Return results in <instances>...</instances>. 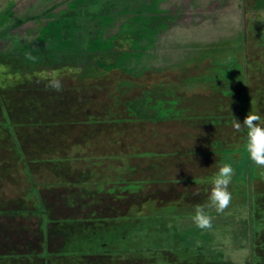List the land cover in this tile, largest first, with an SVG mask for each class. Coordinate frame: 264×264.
I'll list each match as a JSON object with an SVG mask.
<instances>
[{"label": "rangeland", "instance_id": "obj_1", "mask_svg": "<svg viewBox=\"0 0 264 264\" xmlns=\"http://www.w3.org/2000/svg\"><path fill=\"white\" fill-rule=\"evenodd\" d=\"M161 1L164 0H0V160L16 161L17 164L13 165L22 167L12 170L9 182L0 175V195L7 198L11 189L15 190L22 184L20 177L14 175L21 172L25 178V189L22 192L19 187L15 191L23 194L24 202H19L17 209L12 211L17 210L14 213L19 215L36 216L41 231L53 221L40 191L52 184H60H50L38 176L30 178L27 175L28 170L31 172L29 164L43 167L48 161L27 157L18 140V131L30 132V146L39 148L53 146L54 141L64 142V134L73 122L79 128L87 124L84 131L124 126L122 147L117 146L122 151L132 146V149L128 148L131 150L127 155L143 161L151 159L153 169V161L158 159L179 162L183 154L179 149L170 147L168 151L156 154L137 151L136 147L143 150V145L152 140L147 136L152 133L146 123L134 124L130 116L151 122L161 118L187 123L211 119L202 112L176 107L184 99L180 95V98L169 101L149 97L158 83L167 79L170 81L163 85L167 87L166 92H171L172 86H175L174 92L180 93L184 82L180 84L178 81L198 75L210 65L201 74L204 80L222 79L236 86L237 108L232 116L236 118L239 115L237 118L243 120L249 111L257 112L254 98L245 99V89L241 86L237 71L242 69V64L250 71V65L259 60V49L264 53V32L259 27H264V19L259 17L264 10L254 6L264 0L256 3L253 0ZM227 3L230 7L224 8ZM240 47L244 48V56L239 59L237 50ZM29 56L33 59H29ZM196 65L199 67L196 68ZM81 67H85L84 71L75 73L74 70ZM61 68H69L73 72L71 75L77 78L85 76L88 80L98 74L96 70L102 72L101 83L109 97H103L100 103H109L117 95L118 117L105 114L100 120L93 116L85 120L67 119L69 105L56 102L53 89L30 83L28 78H40L42 72L51 73ZM261 76V73L255 72L249 75L250 79ZM229 86L224 85L223 94L232 92L227 89ZM157 91L163 94L165 88ZM141 93L142 96L136 97ZM197 105L200 111L209 112L205 102L200 101ZM149 112L152 113L148 115ZM227 120V117L222 121L215 117L216 123ZM172 126L167 128L172 129ZM182 136L179 131L173 133L171 139L180 140ZM202 140L200 147H197L199 149H188L183 154L189 156L187 161L194 157L197 165L201 166L191 168L189 164L186 168L188 174L182 178L170 173L167 180L140 182L153 184L149 188L142 186L141 198L148 191L157 190L156 184L160 190L171 189L172 199L163 202L155 194L151 199L141 201L143 205L139 211H133L131 216L148 213L141 216L142 223L138 227L140 237L135 238L131 252L136 257L130 259L131 264H164L166 260L163 254L166 253L170 254L167 261L172 257L175 260L168 264H264V168L256 166L245 151L247 129H241L235 137L233 134L223 135L220 131H216V135L205 131ZM89 144L92 145L88 142L84 147ZM105 145L111 147L109 141ZM67 147L64 151L51 150L45 157L71 155ZM114 152L110 150L102 158L95 155L87 157L89 164L90 160L93 163L96 159L106 162L103 178L93 185L95 189L101 190L104 184L121 181V168L112 167L110 162L115 159L122 161V155ZM198 159L202 160L203 165ZM66 160L59 158L52 162L63 166L62 161ZM225 163L231 164L234 169L229 185L232 200L225 213L218 214L207 204L212 179ZM79 185L85 187V184ZM126 188L135 187L128 184L117 189ZM159 194L163 196L161 191ZM189 201L198 202L197 206H205V212L212 217L211 228L202 230L195 226L192 217L196 206L187 204ZM183 218L187 221L185 224ZM22 223L30 226L32 238L36 230L35 218L21 220L17 217L3 221L13 232ZM125 240L129 241V238ZM123 245L130 246L127 243ZM39 248L41 250L36 254L27 252L21 258H27L30 262L35 255L45 258L53 256L44 244H39ZM150 256L152 259H149ZM17 257L20 256L12 258ZM123 259L124 255L120 262Z\"/></svg>", "mask_w": 264, "mask_h": 264}, {"label": "crops", "instance_id": "obj_2", "mask_svg": "<svg viewBox=\"0 0 264 264\" xmlns=\"http://www.w3.org/2000/svg\"><path fill=\"white\" fill-rule=\"evenodd\" d=\"M165 1L166 0L161 2ZM253 1L255 3L258 2V0ZM221 3L223 4L224 2ZM232 5L235 6L234 3ZM226 6L230 7V4H224V8H226ZM254 6L264 10V1H262L260 5ZM259 17L264 19L262 18L264 17V14L261 12ZM262 25H264V23H262ZM259 27L262 32H264V27L261 25ZM262 35H264V33H262ZM82 48H85V46H82ZM261 50L262 49H259L262 53ZM243 51L244 48L237 50V56L239 59L244 56ZM261 53L258 54L260 55L259 60L250 65V71H247L246 66L242 64V71L245 75L241 77V86L245 89V99H251V97H253L255 102L254 105L258 107L257 112L264 115V111H262L264 110V102H262V99H264V93H261V91L264 92V53ZM211 66L212 65L202 69L201 73L197 71L198 75L190 76L187 77V79L178 81L180 84L184 82V84H182L184 86L182 88L180 87V93L174 92L176 90L175 86H172L171 92H166L167 87L163 85L170 81L167 79L166 81L159 82L158 87H155L154 92L149 96L152 100H156L157 97H159V99H162L163 101H169L182 96L184 99H179V104L176 105V107H185L187 111L188 108L193 110V105L198 106L197 104H199L200 101H203L206 103V108L209 112L204 113L202 111V114H204L205 117H212L211 119L213 120L204 118V121L195 123L189 128L188 123L184 120L160 119L151 122L131 115L130 119L133 120L134 124L146 123L150 127L149 131L151 130L152 133V135H149L147 131V136H150L152 140L147 141V143L143 145V150L136 147L137 151H150L155 152L156 154L168 151L171 147L175 150L179 149L181 154H184L188 149H199L197 147H200L202 144L203 133L205 131L213 133V135H216V131H220L223 135L233 134L234 137L239 134V132L235 131L232 127V121L234 119V116L232 115H234L235 109L237 108L236 86H233L230 81L227 82L222 79L204 80L201 77V74ZM195 67L197 68L199 66L196 65ZM84 68L81 67L82 72L84 71ZM54 71L59 72L63 83L62 91L57 92L54 90L55 101L63 105H69L67 119L71 121L85 120L88 116H93L94 118H97L96 120H100L105 114H111L112 116L118 117L116 111L119 105L116 100L118 98L117 95L116 98L109 101V103H107V101L100 103V99L103 97L104 99H108L107 97H109L104 84L101 83L102 78L100 77L104 76L101 75L102 72L96 70V73L98 74L94 75L93 79L88 80L85 76H82L83 78H77L76 76L71 75L70 73L72 71L69 68H61ZM252 72L261 73V78L250 79L249 75ZM39 79L40 78H38L39 82L35 81L34 83L46 87L47 80ZM225 84L230 85L227 89L232 90L231 93H222ZM131 88L134 89V87ZM164 88L165 93L163 94H160L157 91L163 90ZM129 89L130 88H128V90ZM142 93L136 97L142 96ZM185 100L186 102H184ZM188 101H192V104L194 102L197 103L191 105ZM150 113L152 112H149L148 115ZM214 116L216 118L218 117V120L221 121L224 117L229 118V120H227V122L216 123ZM238 116L239 115H237V117ZM239 120L241 123L243 122V120ZM177 122H179V124H177ZM86 125L87 124H83L82 127L79 128L76 127L73 122V124L69 125L67 132L64 134V142L56 143L54 141V145L50 147L35 148V146H30L32 140L31 133L21 130L17 132V134H19L18 140L20 141L22 149L27 152V157L48 161L43 167L29 164L31 172L28 170L29 173L27 175L30 176V178L38 176L45 182H49L50 184L56 182L60 185L55 186L52 184L49 188L47 187V189L40 191V195L45 203L49 217L53 221L44 229V231H41L40 223L36 216L19 215V213H14L17 210L12 211L17 209V204L19 202H24L22 197L23 194L17 193L15 190L21 187L23 192L25 189V178L23 174L21 172L14 173L15 176H19L21 181H23L22 184L16 187L15 190L11 189V191H9L10 193H8L10 196L7 198L6 196L2 197L0 195V204L2 205L0 207V264H91L93 257L101 255L108 257L103 261V264H108L110 260H115L119 253L133 252V242L136 240L135 238H137V236L140 237L141 230L138 227L142 223L141 216H146L148 213L131 216L133 211H139L143 205L141 204V201L145 202L148 199H151V196L154 197L155 194L159 195L158 198L163 202L172 199L171 189L163 188L160 190V187L156 184H154V186H157L158 191L155 189L153 191H148V193L141 198L140 189L142 186H148L149 188V186L153 184H140V182L143 180H149L150 182V180L153 179L167 180L170 173L182 178L188 174L186 168L189 164L191 165V168L201 166L197 165L198 162H196L197 160L194 157H190L191 161H187L189 156L185 157L182 154V160L180 158L179 162L172 163L163 159H158L156 162L153 161V169L151 159L143 161L133 155H127V152L132 149V146H127L125 151H122L118 147L123 143L122 137L124 135L122 134L123 131H125L124 126L121 128H97L92 131H84ZM169 125L174 126H172V129L170 127L167 128ZM175 126L177 127L175 128ZM179 131L183 134L182 138L180 140H177V138L171 139L173 133H179ZM108 141L111 147L105 145ZM88 142H91L92 145L89 144L84 147V144ZM113 143L116 145L113 146ZM103 146H106L107 148ZM165 146H168V148ZM66 147L70 148L69 154L71 155L65 154L64 157L57 158L53 155L48 158L45 157V155H49L48 153L51 150L64 151ZM110 150L122 155V161L115 159L110 162L112 163V167L116 166V168H121V181H117L118 183L104 184L101 190L95 189L93 185L98 184L103 178V170L106 167V162L96 159L93 163V160H90L91 164H89L87 157L95 155L96 158H102L103 155L109 153ZM125 157H127V160H124ZM59 158H67L66 161H62L65 165L59 166V163L56 164L52 162V160ZM139 161H141V163H139ZM198 161L201 162L202 160L198 159ZM18 162L20 163V161ZM13 163H16V161L11 162L3 161L2 159L0 160V175L5 176V180L8 182V177L13 174L12 170L15 168H22L17 165L14 166ZM201 164L203 165V162H201ZM2 170L3 173L1 172ZM160 175L163 176L161 177ZM79 184H85V187H81ZM128 184H132L135 188H126L125 190L120 191L117 189ZM160 191L163 193V196L159 194ZM189 203L193 206H197L196 204L198 202H187V204ZM223 213H225V211ZM17 217L21 218V220L28 219L29 217L36 219V230L32 238H30L32 233L29 229L30 226L23 225L24 223L20 224L17 228L18 230H14V232L11 227L3 224L5 219H14ZM182 220L184 224L187 222L184 218ZM125 238H129V241H126ZM124 243L130 244V246L123 245ZM39 244H44L45 249L50 251L53 256L45 258L35 255L30 262L27 258H21L22 255L27 252L33 251L35 254L36 252H39L41 250ZM16 255H19L20 257L12 258ZM122 255L123 254H121V257Z\"/></svg>", "mask_w": 264, "mask_h": 264}, {"label": "clouds", "instance_id": "obj_3", "mask_svg": "<svg viewBox=\"0 0 264 264\" xmlns=\"http://www.w3.org/2000/svg\"><path fill=\"white\" fill-rule=\"evenodd\" d=\"M28 58L33 59L31 56ZM74 71L78 74L81 69L77 68ZM39 77L42 80H47L46 87L57 92L63 90L62 78L59 72H42ZM28 78L31 79V76ZM232 127L237 132L242 127L247 129L245 151L256 166L264 168V117L258 112L249 111L242 123L234 117ZM233 175L234 169L231 164L225 163L219 167L212 179L207 207L214 208L218 213H223L228 208L232 200L229 185L232 182ZM192 220L195 226L202 230L212 226V217L205 212V206H196Z\"/></svg>", "mask_w": 264, "mask_h": 264}, {"label": "trees", "instance_id": "obj_4", "mask_svg": "<svg viewBox=\"0 0 264 264\" xmlns=\"http://www.w3.org/2000/svg\"><path fill=\"white\" fill-rule=\"evenodd\" d=\"M240 49H241V47H240ZM238 50H239V49H238ZM239 63H241V62L239 61ZM240 66H241V64H240ZM241 67H242V66H241ZM234 73H235V72H234ZM237 73L240 74V75H238V78L241 80V77H242V75H243V71H242V69H240L239 71H237ZM39 80H40V79H39ZM29 81H30V83H34L35 81H38V78L30 79ZM157 96H158V95H157ZM149 97H150V96H149ZM157 99H159V97H157ZM191 102H192V101H191ZM191 102H190V104H192ZM198 108H199V107L193 105V112H195V113H201L202 111H200ZM161 120H167V118H161ZM181 121H183V120H181ZM201 121H202V120L198 119V121L188 122V127L190 128V127L193 126L195 123H198V122H201ZM177 124H179V122H177ZM121 254H123V255L125 256V259L122 260L123 262H120V261H121V260H120V258H121ZM134 254H135V253H131V252H123V253H119V254H117L115 260H110L109 263H108V261H107V263H108V264H131L130 259H131L132 257H136V256H134ZM168 255H170V254H168V253H166L165 255L163 254V257H165L164 259L166 260V261L164 262V264H168V263H170V262L175 261V260L173 259V257H172V259H170V260L167 261V258L169 257ZM138 256L140 257V254H139ZM107 258H108V257H105V256H103V255L98 256V257H93V258H92V263H91V264H103V261L106 260ZM161 258H162V257H161ZM149 259H152V256H150ZM140 260H142V259H140ZM140 263H141V262H140ZM132 264H136V262H133ZM142 264H143V263H142Z\"/></svg>", "mask_w": 264, "mask_h": 264}, {"label": "flooded vegetation", "instance_id": "obj_5", "mask_svg": "<svg viewBox=\"0 0 264 264\" xmlns=\"http://www.w3.org/2000/svg\"><path fill=\"white\" fill-rule=\"evenodd\" d=\"M145 1H148V2H149V1H151V0H145ZM137 5H138V4H137ZM137 5H135L134 7H136ZM73 24H74V22H73Z\"/></svg>", "mask_w": 264, "mask_h": 264}]
</instances>
